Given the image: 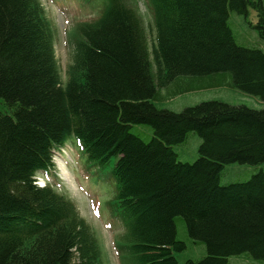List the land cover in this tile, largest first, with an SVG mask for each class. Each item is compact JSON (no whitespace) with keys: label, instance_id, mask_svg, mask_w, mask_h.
<instances>
[{"label":"trees","instance_id":"1","mask_svg":"<svg viewBox=\"0 0 264 264\" xmlns=\"http://www.w3.org/2000/svg\"><path fill=\"white\" fill-rule=\"evenodd\" d=\"M78 1L100 9L70 27L62 77L41 1L0 0V264L108 263L74 203L31 179L68 141L112 183L104 207L122 226L120 264H227L244 253L264 260V171L219 181L225 165L264 162V106L156 104L163 88L175 95L227 79L264 104V49L238 45L229 26L230 11L246 18L251 8L264 46L263 0H145L147 26L137 0ZM135 124L150 127L149 141L131 133ZM190 132L201 140L198 157L181 162L173 146ZM176 217L205 244L201 259L174 255L185 249Z\"/></svg>","mask_w":264,"mask_h":264},{"label":"rangeland","instance_id":"2","mask_svg":"<svg viewBox=\"0 0 264 264\" xmlns=\"http://www.w3.org/2000/svg\"><path fill=\"white\" fill-rule=\"evenodd\" d=\"M46 16L55 26V57L62 77L65 76L68 64L71 62L72 44L68 32L77 19H85L95 16L100 9L99 5L93 8L80 7L78 0H65V5L61 6L54 0H40ZM264 3V0H263ZM139 12L143 23L147 26L152 22V15L145 0H137ZM256 14L251 8L248 9V16L238 15L233 11L229 12V26L238 45L245 47H261L256 30L252 27L256 24ZM169 90L163 88L161 94L165 98L161 102H156L158 107L168 108L173 111H180L186 106H191L207 100H221L229 104H243L251 108L260 109L264 104L255 96L243 93L231 86L230 80L220 84L198 86L192 90L180 91L175 95L167 94ZM131 133L137 135L144 141H149L152 132L146 125H131ZM200 138L195 132H190L182 144L173 146L177 158L181 162H193L198 157ZM55 168L54 176H49L48 183L53 185L57 191L67 196L75 205L78 214L95 230L99 237L103 252L108 258L107 264H120V255L117 252L114 240L122 232L119 222L113 220L108 211L104 209L103 202L109 196L106 191L110 190L109 180H98V176L103 170L94 167L84 174L86 169L82 151L74 144L67 142L61 149L52 150ZM63 165V170L58 168V164ZM109 168V166H107ZM264 171V162L257 165H247L231 163L225 165L221 175L220 183L245 181L253 174ZM67 176V177H66ZM67 178V180H66ZM47 182V180L45 179ZM96 201L97 205L94 203ZM98 206V207H97ZM98 213V214H97ZM176 237L185 243V249L175 252L178 261H197L206 255L205 244L192 240L186 233L184 222L180 217L175 218ZM74 262H76L74 260ZM227 264H264V260H257L248 254H239L227 258Z\"/></svg>","mask_w":264,"mask_h":264},{"label":"bare ground","instance_id":"3","mask_svg":"<svg viewBox=\"0 0 264 264\" xmlns=\"http://www.w3.org/2000/svg\"><path fill=\"white\" fill-rule=\"evenodd\" d=\"M113 163H114V159L111 160L110 165L112 166ZM86 166L88 168H90V165L89 164H86ZM54 168H55V164H54V162L52 160V157H51V165L49 167H47V168L39 167V168H36L35 169V171L31 175L32 182L35 184L34 181H37V180H45L49 176H54V172H53ZM58 168H61V170H63V165H61V163H59L58 164ZM66 180H67V178H66Z\"/></svg>","mask_w":264,"mask_h":264},{"label":"snow or ice","instance_id":"4","mask_svg":"<svg viewBox=\"0 0 264 264\" xmlns=\"http://www.w3.org/2000/svg\"><path fill=\"white\" fill-rule=\"evenodd\" d=\"M98 214V213H97Z\"/></svg>","mask_w":264,"mask_h":264}]
</instances>
